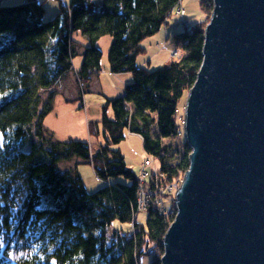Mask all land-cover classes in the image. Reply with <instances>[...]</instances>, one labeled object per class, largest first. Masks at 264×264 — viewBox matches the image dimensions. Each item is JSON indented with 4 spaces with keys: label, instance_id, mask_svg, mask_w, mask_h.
<instances>
[{
    "label": "trees",
    "instance_id": "1",
    "mask_svg": "<svg viewBox=\"0 0 264 264\" xmlns=\"http://www.w3.org/2000/svg\"><path fill=\"white\" fill-rule=\"evenodd\" d=\"M45 1L0 0V264H161L172 219L149 209L145 223L137 222L139 169L127 165L118 145L138 134L166 182L188 169L186 140H165L177 138L175 115L202 62L213 0H200L203 21H188L172 35L181 57L170 55L168 64L153 69L137 62L143 41L168 23L182 0H59L56 14L44 21ZM74 32L88 43L74 41ZM105 36L111 39L108 70L132 79L87 123L89 136L100 137L92 151L84 138L56 140L44 120L53 110L52 89L67 74L86 106L83 95L104 70L99 41ZM66 160L74 161L62 168ZM78 161L91 165L104 181L100 188L86 189ZM114 220L129 228L114 227Z\"/></svg>",
    "mask_w": 264,
    "mask_h": 264
},
{
    "label": "water",
    "instance_id": "2",
    "mask_svg": "<svg viewBox=\"0 0 264 264\" xmlns=\"http://www.w3.org/2000/svg\"><path fill=\"white\" fill-rule=\"evenodd\" d=\"M161 264H264V0H213Z\"/></svg>",
    "mask_w": 264,
    "mask_h": 264
},
{
    "label": "rangeland",
    "instance_id": "3",
    "mask_svg": "<svg viewBox=\"0 0 264 264\" xmlns=\"http://www.w3.org/2000/svg\"><path fill=\"white\" fill-rule=\"evenodd\" d=\"M69 1V0H64ZM96 3L99 2L100 0H94ZM21 2V0H3L4 4H16ZM182 7L185 9V14L186 17L189 19L191 22H201L205 19V14L203 10L201 9L200 6V0H182L181 1ZM44 8L45 12L43 14V20L47 21L51 19L56 12L58 11L59 8V0H46L44 2ZM182 19V17L180 16ZM180 18L176 14H171L169 17L168 21L170 23V26L177 25L178 23V30L181 31L184 29V23L180 21ZM161 31V30H160ZM158 33V32H157ZM156 33V34H157ZM80 37H83V35L80 32H74L72 35V38L74 41H78ZM150 38V37H149ZM148 40V39H147ZM150 41V40H149ZM157 40H154L151 42V49L149 52L145 55L141 54L139 55V59H142L141 61L143 62L144 56L146 57L145 59L150 58L152 55L155 56L156 59H162V57L166 54V50H163L161 48V45L164 42H167V45L169 47L175 46L174 42L172 39H161L159 41V45L156 42ZM111 39L110 36H105L103 37L100 42L99 46L102 49L103 52V59L107 60V51L104 49L105 45H108V48L110 47ZM104 50V51H103ZM108 50V49H107ZM157 55V56H156ZM170 56V55H169ZM138 60V58H137ZM168 60L166 62H162L159 64L152 63L151 65L147 64V62H143L144 66H147L148 68H157L164 66L168 64ZM80 63V60L78 57H74V64L78 65ZM106 71L105 74H101L105 81L109 83L110 85H114L117 81L118 76H112L111 72L108 70V62L107 64L105 63L103 66ZM78 88V85H77ZM63 89V83L61 85L56 86V88L52 89L57 91L54 99V106L53 110L45 117L44 124L45 127L53 134L54 138L56 140H66L67 138H75L79 139L84 137L85 140H88L91 144V150L94 151L96 150L97 143L100 142L99 138H95L92 136H89L88 131H87V123L96 121L99 119L101 116V108L102 104H97V99L102 98V94H100L94 87L91 88V91L89 93H85L83 95V99L87 98L90 103H85V107L80 106V99L78 100V96L72 95L69 96V99L71 102H67L64 100V95L62 93ZM79 91V88L77 92ZM106 94V92H104ZM117 94V93H114ZM88 96V97H86ZM118 96V95H117ZM62 97V99H61ZM187 97V93L184 95L183 99L179 103V107L177 108L178 110V115L182 112H184V106ZM105 98V97H104ZM181 141H185V133L183 131L182 136L180 137ZM176 140H179V138H174L172 139H166L165 143H175ZM118 147L120 148L122 154L125 157V161L129 167H131L135 172L138 171L139 169V162L142 161L144 157H146V153L144 152L143 149V144H142V139L138 134H127V137L124 141H122ZM76 158V157H75ZM74 160H66L62 161L60 163V166L62 168H66L67 166H70L73 163ZM78 168V173L81 176L84 185L88 191H94L98 188H100L103 184L104 181H100V179H97L92 167L89 163L86 162H81L80 164H77ZM162 201L165 204V206H172L174 204V196L173 194L169 195H164L162 196ZM147 218V213L145 211H139L137 214V222L140 223H145ZM113 226L114 227H122L125 229L129 228L128 223L120 224L117 222V220L113 221ZM146 260V259H145Z\"/></svg>",
    "mask_w": 264,
    "mask_h": 264
},
{
    "label": "built area",
    "instance_id": "4",
    "mask_svg": "<svg viewBox=\"0 0 264 264\" xmlns=\"http://www.w3.org/2000/svg\"><path fill=\"white\" fill-rule=\"evenodd\" d=\"M172 12L178 15L179 18L180 16L182 17V22L184 23V27L188 26V20L185 18L186 12L185 9L182 7L181 3H179V5H176L173 8ZM161 48L167 49L168 48L167 43L164 42L161 45ZM170 55L173 58H180L181 52L179 49L173 48L170 50ZM175 119L178 124L176 130V136L178 138L183 134L184 131V121H185L184 112H182L179 116L177 110ZM157 170L158 168L155 167L154 160L152 158L144 157L142 159L138 172L140 183L137 192L136 211L147 212L149 211V209H157L161 213H163L166 217H171V219L173 220L176 214V208L174 204L172 206H165V204L162 201V196L169 194H173V196L175 195L176 190L182 184L184 173L173 178L170 182H166L164 181V174ZM152 171H155L154 177L151 178L150 181H147L149 180V177L152 175L151 174ZM134 217L135 216H133V221L131 222L132 227L134 223Z\"/></svg>",
    "mask_w": 264,
    "mask_h": 264
},
{
    "label": "crops",
    "instance_id": "5",
    "mask_svg": "<svg viewBox=\"0 0 264 264\" xmlns=\"http://www.w3.org/2000/svg\"><path fill=\"white\" fill-rule=\"evenodd\" d=\"M185 18L189 21V19L186 17V15H185ZM180 21L182 22V19H180ZM177 25H173L172 24L170 26V23L168 21V23L162 25V27L160 28L161 31L159 30L157 34H154L150 38H147L148 40L147 39L144 40L143 41V47H144V50H145V52H144L145 55L151 49V46L150 45H151V42L152 41L157 40L156 42L159 45V41L161 39H163V37L165 39H171L172 35L174 33H176L177 31H179L178 30L179 28H178ZM78 41H79V43H83L84 45L86 43H88L87 42V39L84 36L83 37H80L78 39ZM173 47H169L168 46L167 49H163V50H166V54L162 57V59L160 58V59H156L155 60V58H154L155 56H153V55L150 58L145 59L146 57L144 56L143 62H147L149 65H151L152 63L159 64V63H162V62H166L167 60L170 61V59H171V57L169 56L170 55V50L173 49ZM104 49L106 51H108L107 50V49H109L108 48V45H105V48ZM82 51H83V49L80 48V51H79L80 54H81ZM78 58H79V60H81L80 56ZM141 60L142 59H139V57H138L137 62L140 65L143 64V62ZM105 63L107 64V60H104L103 57H102V63H101L102 64V67L104 66ZM75 66L78 67L79 64L78 65H75ZM103 69L104 70H103V72L101 74H105L106 69L104 67H103ZM101 74H99V75H97V76H95V77L92 78V80L90 82V91H91V88L94 87L100 94H102V98L101 99H97V102H96L97 104H102V105L105 103L106 97H114V96L123 94L125 85L128 84L131 81V79H132L130 73H121V74H116V75L115 74H112V76H118V78H117V81H116V83L114 85H110L109 83H107V81H105L104 77ZM62 83H63L62 93L64 95V100L65 101H67V99H69V96L72 97V95H74V94L76 95V97L78 96V92H77V81H76V79H75V77H74L73 74H67L65 76V78L63 79V82ZM104 92H106V94ZM114 93H117V94H114ZM86 97H88V96H86ZM61 99H62V97H61ZM87 100L88 99L85 98V103H88L89 104L90 103V100L89 101H87ZM67 102H69V101H67ZM87 131H88V128H87ZM82 138H84V137H82ZM95 138H99L100 139V137H95ZM78 163H80V162L78 161ZM140 163H141V161L139 162V165H140Z\"/></svg>",
    "mask_w": 264,
    "mask_h": 264
}]
</instances>
